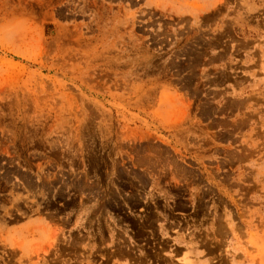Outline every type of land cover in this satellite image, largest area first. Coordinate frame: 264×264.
<instances>
[{
    "label": "rangeland",
    "instance_id": "374dc122",
    "mask_svg": "<svg viewBox=\"0 0 264 264\" xmlns=\"http://www.w3.org/2000/svg\"><path fill=\"white\" fill-rule=\"evenodd\" d=\"M0 264H264V0H0Z\"/></svg>",
    "mask_w": 264,
    "mask_h": 264
}]
</instances>
